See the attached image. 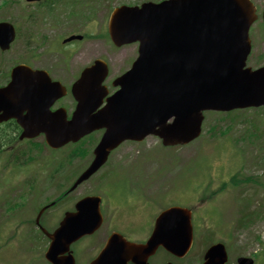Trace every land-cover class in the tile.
<instances>
[{"label": "water", "instance_id": "95a60500", "mask_svg": "<svg viewBox=\"0 0 264 264\" xmlns=\"http://www.w3.org/2000/svg\"><path fill=\"white\" fill-rule=\"evenodd\" d=\"M248 0H162L144 2L140 6H120L110 15L108 32L116 45L138 41L139 56L133 68L118 77L119 89L102 103L106 88L101 85L107 68L96 61L95 74L83 75L78 104L72 118L61 124L51 118L44 128L47 142L58 146L76 141L94 129L105 131L94 149L91 165L75 185L87 178L106 160L111 149L125 139H142L153 133L164 145L185 144L201 130L202 111L229 110L264 103V67L244 69L248 53V27L255 18ZM264 18V13H263ZM14 37L12 26L0 24V46L5 49ZM97 74V75H96ZM82 80V79H81ZM1 92V91H0ZM0 95V106L2 105ZM11 114L16 112L9 108ZM173 118L171 122H167ZM84 216L91 214L88 198L79 201ZM95 223V222H94ZM98 222L85 229L51 234L46 258L53 264H73L72 258L62 263L52 254L59 245H68ZM63 233V234H62ZM190 210L170 207L156 219L155 227L144 245L122 241L119 235L109 237L93 264H125L127 260L147 264L159 245L182 257L192 244ZM227 253L222 243L210 246L202 264H224ZM238 264H252L239 257ZM172 264V263H166Z\"/></svg>", "mask_w": 264, "mask_h": 264}, {"label": "rangeland", "instance_id": "374dc122", "mask_svg": "<svg viewBox=\"0 0 264 264\" xmlns=\"http://www.w3.org/2000/svg\"><path fill=\"white\" fill-rule=\"evenodd\" d=\"M3 1L0 0V3ZM6 1L9 3L5 7H0V20L20 22L16 6L18 0ZM142 1L145 0H91V6L96 12L93 28L95 24L100 28H105L109 14L115 6L139 4ZM22 11L29 13L30 9L23 5ZM67 16L64 26L59 30H56L55 26L47 23L46 20L43 22L29 20L23 22L20 34L25 38V34H33L35 31L41 35L47 33L46 35L51 34V36L58 31L65 32L75 27V20L71 19L69 13ZM15 25L18 28L19 23ZM28 45L34 44L30 41ZM24 46L22 40H17L8 50H0V71L7 70L16 58L24 55L27 49ZM48 46L59 47L60 44L57 41H50L46 47ZM132 47L124 46L114 49L104 37L94 35L81 44L79 61L87 63L94 57L104 56L110 64V76H117L124 71L125 67H128L126 59L133 54ZM131 59L130 56L127 61ZM245 112L242 110L226 113L205 112L201 136L188 145L163 146L157 142L156 138L150 137L143 145L144 150L138 155H136L135 148L130 145L115 151L118 153L113 158L118 160L127 157L132 161L136 156V162L162 161L163 163L160 162V164L165 166L163 190L154 195L152 205L142 210L145 216L144 221L149 220L150 223L152 222L151 217L159 208L170 203L193 202L196 197L195 191L199 188L198 193L206 187L207 183H210L209 188L216 190L221 186V181L226 180V190L210 198L206 206L201 208L200 213L197 214L204 217L200 227L195 214L193 219L195 231L199 227L197 234L195 232L196 242L188 256L180 260V264H199L204 244H207L211 237L214 239L212 241H224L227 244L230 264H235V258L239 255L251 256L252 254L256 258V264H264V128L261 131L264 127V116L258 115L264 111L250 109ZM232 117H235L234 122L231 120ZM78 146L79 144L71 145V148H78ZM57 152L62 153L61 150ZM61 156L58 154V157ZM247 175H252V177H247ZM117 180L119 181L115 183V187L120 189L117 200L122 202L126 190L122 189V180ZM45 187L49 189L51 186L46 185ZM53 192H55L54 186ZM99 231L85 238L86 243L97 246L103 237ZM148 232L129 231L128 233L134 238H144ZM28 235L27 232L21 233L23 239ZM34 244L39 245L37 250L32 249ZM34 244H24V242L7 244V247L0 252V264H46L40 250L45 247V244L43 242ZM93 254L94 252H90V255ZM166 257L172 259L167 254Z\"/></svg>", "mask_w": 264, "mask_h": 264}, {"label": "flooded vegetation", "instance_id": "af4514ba", "mask_svg": "<svg viewBox=\"0 0 264 264\" xmlns=\"http://www.w3.org/2000/svg\"><path fill=\"white\" fill-rule=\"evenodd\" d=\"M70 1L95 12L89 0H39L29 4L34 8H46L50 3L66 7ZM252 1L256 8L264 9V0ZM253 32L255 36L259 35L261 30ZM75 44L69 42L66 45L73 47ZM137 45L136 43V47ZM69 53V50H58L56 58L51 60L45 54L38 55V60L47 66L31 65L34 69L45 70L51 81H58V87H64L66 93L52 99L49 109L58 112L65 110L67 117H70L76 104L70 87L85 67L79 61V52L75 53L73 50L72 54ZM93 59L88 63L91 64ZM113 78L108 76L109 90L117 88L112 86ZM22 133L23 128L15 118L0 121V249L10 243L37 242L30 239V235L23 239V232L39 233V243L43 242L45 247L49 246L52 241L51 234H54L62 223L64 236L68 237L65 231H75L81 229L82 224L95 222V202L98 203L102 218L99 227L90 235L72 241L66 251L61 248L59 250V245L55 246L53 251L59 261L63 263L71 254L74 264H89L99 254L112 232L122 234L129 241L144 242L142 238L131 237L128 232L152 230L154 221H144L142 210L152 205L154 195L164 188V171L159 162L142 163L130 161L127 157L106 161L90 177L71 188L76 178L90 164L93 155L89 158L90 154L85 150L84 160L68 161L67 154L65 155L66 146L59 148L62 153L58 152L56 156L46 145L37 144V141H43V133L35 137H22ZM38 137L41 139L38 140ZM38 147L42 149L43 154H47L38 156ZM58 154L62 156L58 157ZM116 179L122 180V189L126 190L122 202L117 200L120 189L115 187V183L119 181ZM46 185L51 187L48 189ZM52 185L55 187L53 193ZM87 196L95 197L92 201V214L88 219L77 211L78 201ZM98 230L103 234L101 242L99 241L97 246L86 243L85 238H89ZM90 252L94 254L90 255ZM162 252L163 249H158L155 253L157 260L150 258L149 264H163Z\"/></svg>", "mask_w": 264, "mask_h": 264}]
</instances>
